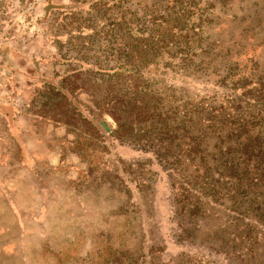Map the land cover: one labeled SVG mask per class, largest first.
<instances>
[{
  "label": "rangeland",
  "instance_id": "374dc122",
  "mask_svg": "<svg viewBox=\"0 0 264 264\" xmlns=\"http://www.w3.org/2000/svg\"><path fill=\"white\" fill-rule=\"evenodd\" d=\"M74 1L0 0V264H264V251L250 258L220 254L212 249L232 246L211 230L193 238L180 229L185 215L174 205L169 173L153 152L116 137L115 119L95 102L99 95L76 97L105 139H94L86 123L68 127L41 116L53 114L44 81L58 83L81 66L68 60L85 50V39L66 35L71 19L59 9ZM103 1L143 12L152 0ZM196 6L190 18L202 19L208 71L264 82V0ZM89 8L79 13L86 17ZM86 57L96 61L93 53ZM154 72L145 75L155 87L207 89L163 73L161 65Z\"/></svg>",
  "mask_w": 264,
  "mask_h": 264
},
{
  "label": "trees",
  "instance_id": "16d2710c",
  "mask_svg": "<svg viewBox=\"0 0 264 264\" xmlns=\"http://www.w3.org/2000/svg\"><path fill=\"white\" fill-rule=\"evenodd\" d=\"M121 2L76 0L59 7L71 19L63 26L66 35L84 38L80 50L86 48L68 60L80 67L58 83L44 81L45 106L53 114L41 116L68 127L86 123L94 139H105L76 97L81 91L99 95L95 102L115 119L116 137L153 152L169 173L174 205L185 215L180 229L193 238L211 230L217 242L232 246L214 252L255 257L264 251V82L208 71L202 19L190 18L196 0H152L143 12ZM85 7L86 17L79 13ZM90 53L95 62L87 61ZM160 65L163 73L207 89L155 87L145 74L157 75ZM237 242L249 245L246 252L235 250Z\"/></svg>",
  "mask_w": 264,
  "mask_h": 264
}]
</instances>
